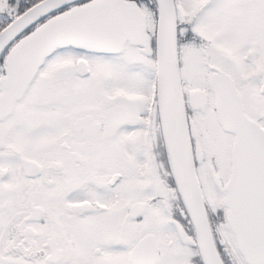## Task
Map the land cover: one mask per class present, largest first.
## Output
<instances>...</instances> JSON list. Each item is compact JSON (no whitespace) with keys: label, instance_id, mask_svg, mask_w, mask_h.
<instances>
[{"label":"snow or ice","instance_id":"obj_1","mask_svg":"<svg viewBox=\"0 0 264 264\" xmlns=\"http://www.w3.org/2000/svg\"><path fill=\"white\" fill-rule=\"evenodd\" d=\"M0 264H264V0H0Z\"/></svg>","mask_w":264,"mask_h":264}]
</instances>
